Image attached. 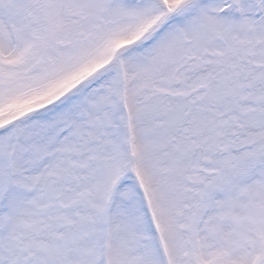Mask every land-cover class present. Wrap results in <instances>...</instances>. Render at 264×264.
Instances as JSON below:
<instances>
[{
    "label": "snow or ice",
    "instance_id": "6c2138e0",
    "mask_svg": "<svg viewBox=\"0 0 264 264\" xmlns=\"http://www.w3.org/2000/svg\"><path fill=\"white\" fill-rule=\"evenodd\" d=\"M0 264H264V0H0Z\"/></svg>",
    "mask_w": 264,
    "mask_h": 264
}]
</instances>
